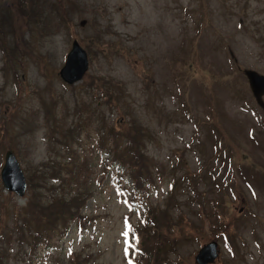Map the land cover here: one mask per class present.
Here are the masks:
<instances>
[{
	"label": "rangeland",
	"instance_id": "374dc122",
	"mask_svg": "<svg viewBox=\"0 0 264 264\" xmlns=\"http://www.w3.org/2000/svg\"><path fill=\"white\" fill-rule=\"evenodd\" d=\"M8 149L0 264H196L211 239V264H264V0H0Z\"/></svg>",
	"mask_w": 264,
	"mask_h": 264
},
{
	"label": "water",
	"instance_id": "95a60500",
	"mask_svg": "<svg viewBox=\"0 0 264 264\" xmlns=\"http://www.w3.org/2000/svg\"><path fill=\"white\" fill-rule=\"evenodd\" d=\"M87 67L88 58L86 51L79 42L74 39L71 43V48L66 54L65 62L59 69V74L65 82L73 83L83 76ZM1 179L5 188L15 191L20 196L23 195L26 186L25 178L19 162L14 153L10 150L5 154L4 165L1 168ZM214 247V242L203 246L198 252L196 259L201 263L211 261L214 256ZM210 249L213 250L212 253H209Z\"/></svg>",
	"mask_w": 264,
	"mask_h": 264
},
{
	"label": "trees",
	"instance_id": "16d2710c",
	"mask_svg": "<svg viewBox=\"0 0 264 264\" xmlns=\"http://www.w3.org/2000/svg\"><path fill=\"white\" fill-rule=\"evenodd\" d=\"M62 135V130H61V134ZM111 139L112 142L114 143H118L120 146H125L126 149H128V151H132L130 153H128L126 156L125 155H120L117 156L116 154L113 155V159H116L122 163H128L131 164L133 166H135L136 169L142 168L146 165V161L148 159L147 155H145L144 153H142V151H136L134 150V140L129 138V139H121L120 136L116 133L115 129L113 130L112 134H111ZM120 146H117V148H119ZM192 175H194L192 173Z\"/></svg>",
	"mask_w": 264,
	"mask_h": 264
},
{
	"label": "snow or ice",
	"instance_id": "6c2138e0",
	"mask_svg": "<svg viewBox=\"0 0 264 264\" xmlns=\"http://www.w3.org/2000/svg\"><path fill=\"white\" fill-rule=\"evenodd\" d=\"M124 235H127V233H124Z\"/></svg>",
	"mask_w": 264,
	"mask_h": 264
}]
</instances>
